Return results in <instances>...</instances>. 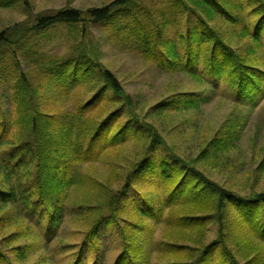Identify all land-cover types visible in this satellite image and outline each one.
Segmentation results:
<instances>
[{"label":"trees","instance_id":"obj_1","mask_svg":"<svg viewBox=\"0 0 264 264\" xmlns=\"http://www.w3.org/2000/svg\"><path fill=\"white\" fill-rule=\"evenodd\" d=\"M87 15L94 22H113L118 35L129 34L141 56L156 60L161 71L196 82L197 90L161 99L151 108L154 114L197 109L214 90L211 81L222 79L251 109L264 95V0H113L88 9ZM83 17L81 10L65 8L38 17L32 30L76 24ZM180 22L183 33L175 30ZM12 50L7 31H0V239L10 235L0 242V264H55L58 254L67 264H83L85 243L99 251V233L107 226H116L121 238L111 264H153L148 244L160 227L163 233L155 244L159 264H264V191L226 189L179 155L137 111L139 101L94 56L82 51L67 59L38 55L25 70ZM20 50L26 53L27 47ZM84 85L90 86V95L76 97L74 108L72 103L61 109ZM245 120L235 117L221 124L203 157L235 147ZM135 143L138 157L135 153L116 177L115 169L129 161L126 148ZM97 162L107 166L109 178L81 171ZM120 181L115 192L107 193L110 184ZM74 186L106 197L70 210L80 214L85 208L95 215L73 257V243L56 247L58 253L51 244L63 240L65 199ZM137 196L142 202L132 206L139 217L134 221L123 209ZM11 213L19 219L15 224L4 219ZM123 218L126 225L119 221ZM213 222L216 237L206 241ZM45 246L53 259L28 262ZM91 264H98L97 255Z\"/></svg>","mask_w":264,"mask_h":264},{"label":"rangeland","instance_id":"obj_2","mask_svg":"<svg viewBox=\"0 0 264 264\" xmlns=\"http://www.w3.org/2000/svg\"><path fill=\"white\" fill-rule=\"evenodd\" d=\"M112 1L0 0V31H7L12 51H16L25 70L29 69L30 59L38 55L59 56L60 59H67L76 58L82 51L84 54L88 53L90 56H94L101 66L109 68L116 75L125 92L134 100L139 101L137 111L158 128L161 135L179 155L193 162L204 174L226 189L234 190L240 194L264 191V168L261 165L264 156V95L251 109L252 105L238 100L234 90L228 88L227 82L222 79L216 83L211 81L210 85L215 88L212 92L209 90L206 103L201 104L197 109L152 113L151 108L167 95L184 90H197L196 82L191 77L176 71H161L155 65L156 60L150 61L141 56L136 49L134 39L129 34L118 35L114 30L113 22L112 24L101 23L89 19L88 9L105 6ZM65 8L81 10L85 21L76 24H56L44 32L32 30L38 17L50 15ZM192 18L194 19L193 15ZM246 20L248 21V14ZM30 29L31 33L26 35ZM184 29V22H180L175 30L183 33ZM262 40L264 43V37ZM25 47H27L26 53L20 50ZM31 67L33 68L34 64L30 65ZM30 73L33 75V71ZM32 84H36L35 80L31 82ZM8 87L10 93L12 91L11 82ZM89 87V85L77 87L78 93L72 96L73 100L69 98L60 108L68 110L72 103L74 108L76 97L83 94L84 96L90 95ZM0 101L2 102L1 98ZM235 117L246 118L237 145L220 156L203 157L202 152L205 146L209 145L213 135L219 131L220 125L226 120L232 122ZM138 148V143L126 148V153L130 154H128L129 161L123 164L126 166L121 165L115 169L116 177L123 174L124 167L128 168L131 165L133 160L130 161V159L135 156V153L138 157ZM111 159L113 158L111 157ZM85 170L100 174L98 178L101 179L110 176V170L108 169L109 174H107V166L103 162L81 168L82 172ZM120 183L121 181L110 184L112 188L107 189V193L109 190L111 193L115 192ZM86 192L81 189V186H74L68 190L65 199L67 206L64 212V221L59 231L63 240L60 241L61 243L58 239L52 242V252L58 253L59 250L55 249L56 247L62 246L64 242H70L73 243L74 257L75 246L82 242L85 243V231L89 228L95 215L85 208L80 214H78L80 212L78 209L73 213L70 210L76 208L77 203L99 202L106 197L101 191L85 194ZM130 194L134 195L133 190ZM141 202V197L131 198L130 203L127 204L129 206L123 209L129 215L128 218L134 221H136L135 218H139L135 214L137 211L133 210L132 206L140 205ZM14 213L4 215L7 224H15L19 221ZM119 221L123 225L127 224L125 218ZM149 223L150 221L147 222V224ZM217 228L218 225L214 222L209 225L206 241L216 237ZM19 229L18 227L17 231ZM161 232L163 233L162 227L158 228L149 240L148 247L153 248L151 251L153 264H159L158 259L156 260L158 250H156L155 244L159 240ZM8 236L10 235L5 234L0 242L8 241ZM98 240H100L98 242L99 251L96 253L85 243L86 260L83 264H91L95 255L98 256V264H111L115 255L118 254L121 238L116 226L101 228ZM45 247V251L39 248L34 255L30 256L28 262L33 263L39 258L46 262L53 259L50 247ZM57 258L53 259V262L56 260L55 264H67V259L60 257L59 254ZM50 264L52 263L50 262Z\"/></svg>","mask_w":264,"mask_h":264}]
</instances>
